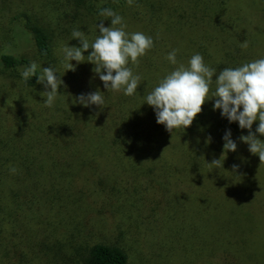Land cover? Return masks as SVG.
Returning <instances> with one entry per match:
<instances>
[{"label":"trees","instance_id":"trees-1","mask_svg":"<svg viewBox=\"0 0 264 264\" xmlns=\"http://www.w3.org/2000/svg\"><path fill=\"white\" fill-rule=\"evenodd\" d=\"M188 2L133 0L130 5L128 0H0V95L6 93L22 105L9 132L0 120V222L1 226L24 222L31 254L29 258L21 255L15 247L11 264H40V260L52 259L60 264H130L123 247L98 240L96 225L91 224V185L111 186V200L123 199L132 212H140L137 217L146 213L147 222L153 213H189L187 202L178 197L183 192L197 194L198 187L207 191L206 186L211 194L223 190L221 168L211 164L213 161L222 158L223 171L241 164L253 168L254 163L262 162L258 155H252L250 162H241L245 152L240 137L249 130L240 129L238 122L235 130L228 129L220 118L221 111L213 110L214 100H206L191 126L173 133L157 123L153 108L144 99L176 67L166 59L173 49L178 50L177 60L185 66L191 56L201 54L217 74L226 67L264 58L261 40L254 48L241 45L239 66L230 64L216 46L220 27L230 29L221 22L223 11L210 7L207 0L188 9ZM101 8H111L122 16L127 32H142L154 41L138 65L129 63L141 76L133 96L108 93L90 62L67 71L63 65L62 46H82L72 39L74 29L91 42L99 35L97 24L111 25L110 18L99 15ZM180 48L193 54L186 58ZM31 61L41 66L38 72L43 67L57 69L63 81L51 108L43 104L46 97L40 93L46 89L37 83L38 78L25 82L21 76ZM97 90L105 95L104 106L86 108L73 103L81 94ZM258 124L254 122L251 131L264 140V135L255 131ZM227 130L237 143L235 152L224 150ZM177 162L186 174L184 180L172 173ZM31 174L35 180L29 184ZM205 177L212 180L210 185ZM190 181L198 186L196 190H186ZM81 217L85 219L81 221ZM100 223L104 226L103 219ZM135 226L126 220L119 226L120 234L130 237Z\"/></svg>","mask_w":264,"mask_h":264},{"label":"rangeland","instance_id":"rangeland-1","mask_svg":"<svg viewBox=\"0 0 264 264\" xmlns=\"http://www.w3.org/2000/svg\"><path fill=\"white\" fill-rule=\"evenodd\" d=\"M198 2L201 0H190L187 8ZM207 2L210 7L223 11L221 22L230 28L223 30L220 27L221 38L216 46L230 64L239 66V47L244 46L246 42L249 48H254L259 46V41H264V0ZM198 16L202 17V12H199ZM261 25L262 28L259 27ZM260 52L261 56H264V50L261 49ZM180 53L186 58L193 54L184 48H180ZM241 54L242 60H246L244 53ZM1 82L0 91L3 90ZM21 108L22 105L15 102L11 96L6 93L3 97L0 95V120L5 131H10L12 119L16 117L17 109ZM220 118L228 129H236L234 123L224 117ZM241 144V150L245 152L241 162H250L252 155H256L249 151L247 143ZM223 169L224 164L219 170V178L224 180L223 190L211 194L206 185L207 191H202L190 181L186 190L191 187L193 191L198 187L197 194L183 192L178 196L181 201L187 202L189 213L170 211L167 213L169 215L161 214V217L153 213L147 222H144L146 213L144 217H137L140 212H132L128 205H124L123 199L112 201L109 197L111 186L100 183L91 185V201L94 206L91 210V213H94L91 224L96 225L98 240L123 247L130 256V264H264V162L254 163L253 168L241 164L231 166L227 171ZM172 173L177 178L185 179L186 174L180 163ZM205 179H208L210 185L212 180L206 177ZM33 180L34 175L31 174L27 181L30 184ZM8 201L11 203L10 198ZM104 210L105 212H102ZM5 212L11 211L5 209ZM22 216L23 213L21 218ZM157 217H160L159 221ZM84 219L85 217H81L80 220ZM100 219H103L104 226ZM126 220L127 224L136 225L130 237L120 234L119 226L125 225ZM1 223L0 264H11L15 247L21 255L29 258L30 241L26 243L27 228L24 222L21 225L9 222L5 226H1ZM121 228L123 230L125 226ZM40 264L60 263L52 259L44 263L40 260Z\"/></svg>","mask_w":264,"mask_h":264},{"label":"clouds","instance_id":"clouds-1","mask_svg":"<svg viewBox=\"0 0 264 264\" xmlns=\"http://www.w3.org/2000/svg\"><path fill=\"white\" fill-rule=\"evenodd\" d=\"M128 3L131 5L133 0H128ZM99 15L110 18L111 25L105 27L103 23L97 24L99 35L91 42L82 31L74 29L72 39L79 40L82 46H62L63 65L67 71L75 70L78 64L85 61L90 62L95 65L93 71L108 93L122 92L125 96H133L141 84V76L133 72L129 63L138 65L139 58L154 46V41L142 32H127L124 18L111 8H101ZM244 46H247L246 42ZM89 49L91 52L85 56L84 53ZM177 53L178 50L173 49L166 57L176 67L144 96L155 112L157 123L164 125L169 132L184 131L201 113L206 100H214L213 110H220L221 116L230 123L238 122L240 129L249 130V134L241 136L240 140L247 143L249 151L264 162V140L257 138L251 131L254 122L259 121L255 131L264 135V58L235 68L226 67L217 74L215 68L205 64L201 54L191 56L185 66L178 62ZM40 68L37 62L31 61L21 76L25 82L33 77L38 78L37 83L46 89L40 93L46 97L43 104L51 108L60 94L63 81L57 69L43 67L38 72ZM105 102V95L99 90L81 94L73 100V103L86 108L104 106ZM223 139L225 152L237 150L230 130L225 132ZM206 143H210V140ZM223 162L221 158L211 164L222 168ZM10 170L15 172V168Z\"/></svg>","mask_w":264,"mask_h":264}]
</instances>
